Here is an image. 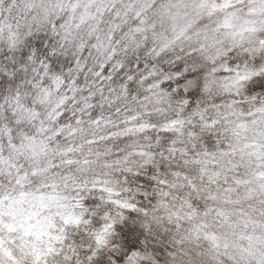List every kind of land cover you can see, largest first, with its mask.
<instances>
[{
	"label": "clouds",
	"instance_id": "1",
	"mask_svg": "<svg viewBox=\"0 0 264 264\" xmlns=\"http://www.w3.org/2000/svg\"><path fill=\"white\" fill-rule=\"evenodd\" d=\"M0 264H264V0H0Z\"/></svg>",
	"mask_w": 264,
	"mask_h": 264
}]
</instances>
